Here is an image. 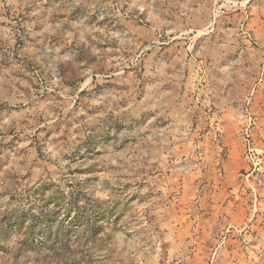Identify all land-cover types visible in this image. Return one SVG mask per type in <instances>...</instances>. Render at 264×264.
I'll return each instance as SVG.
<instances>
[{"label": "rangeland", "instance_id": "374dc122", "mask_svg": "<svg viewBox=\"0 0 264 264\" xmlns=\"http://www.w3.org/2000/svg\"><path fill=\"white\" fill-rule=\"evenodd\" d=\"M246 1L0 0V264H264Z\"/></svg>", "mask_w": 264, "mask_h": 264}, {"label": "crops", "instance_id": "0c3cea01", "mask_svg": "<svg viewBox=\"0 0 264 264\" xmlns=\"http://www.w3.org/2000/svg\"><path fill=\"white\" fill-rule=\"evenodd\" d=\"M259 1L260 0H247L246 4L254 3L256 5L259 3ZM251 14V18L247 25V30L252 32L255 36L256 34H259L260 42L264 47V8H257L255 16L254 13L251 12ZM242 40V43H234L236 45H234V47L231 46L232 50L230 54L229 65L225 64L223 66L224 73L230 72V74L242 75L244 72L245 61L251 62V60L255 59L256 56H260V52L252 49L248 41L244 39ZM240 50L242 51L241 53L239 52ZM225 177L227 178L228 175L226 174Z\"/></svg>", "mask_w": 264, "mask_h": 264}]
</instances>
